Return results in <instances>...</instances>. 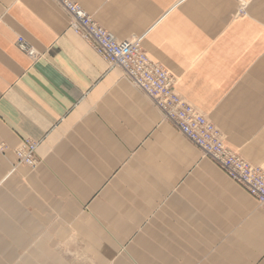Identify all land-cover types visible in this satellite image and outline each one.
Listing matches in <instances>:
<instances>
[{
	"label": "crops",
	"instance_id": "crops-1",
	"mask_svg": "<svg viewBox=\"0 0 264 264\" xmlns=\"http://www.w3.org/2000/svg\"><path fill=\"white\" fill-rule=\"evenodd\" d=\"M68 1L141 39L264 169V0ZM70 22L58 0H0V264H264V208ZM25 140L35 168L17 165Z\"/></svg>",
	"mask_w": 264,
	"mask_h": 264
},
{
	"label": "built area",
	"instance_id": "built-area-1",
	"mask_svg": "<svg viewBox=\"0 0 264 264\" xmlns=\"http://www.w3.org/2000/svg\"><path fill=\"white\" fill-rule=\"evenodd\" d=\"M58 1L70 18V28L89 42L110 68H119L124 78L151 99L171 126L264 208V169L250 165L224 145L219 130L176 93L174 79L145 54L141 39L117 41L79 5L68 0ZM239 13L242 14L243 10ZM16 44L29 57L35 56L22 38H17ZM36 147L35 142L25 140L14 152L17 165L35 168Z\"/></svg>",
	"mask_w": 264,
	"mask_h": 264
},
{
	"label": "bare ground",
	"instance_id": "bare-ground-1",
	"mask_svg": "<svg viewBox=\"0 0 264 264\" xmlns=\"http://www.w3.org/2000/svg\"><path fill=\"white\" fill-rule=\"evenodd\" d=\"M117 68V67H116ZM128 82H129V80H127ZM130 83V82H129ZM131 84V83H130ZM132 85V84H131ZM133 86V85H132ZM137 89V88H136ZM36 164H37V162H36Z\"/></svg>",
	"mask_w": 264,
	"mask_h": 264
}]
</instances>
